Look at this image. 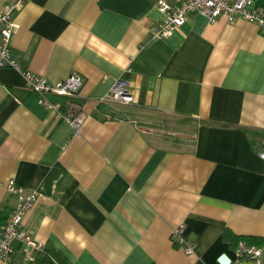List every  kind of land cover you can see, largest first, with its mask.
Segmentation results:
<instances>
[{
	"label": "crops",
	"instance_id": "1",
	"mask_svg": "<svg viewBox=\"0 0 264 264\" xmlns=\"http://www.w3.org/2000/svg\"><path fill=\"white\" fill-rule=\"evenodd\" d=\"M158 1L0 0L20 68L51 83L77 73L86 114L75 134L0 69V222L10 180L36 191L22 225L41 245L25 262L15 243L0 264H218L233 258L227 230L255 239L264 264V34L193 12L152 41ZM119 78L133 102L99 103Z\"/></svg>",
	"mask_w": 264,
	"mask_h": 264
},
{
	"label": "built area",
	"instance_id": "2",
	"mask_svg": "<svg viewBox=\"0 0 264 264\" xmlns=\"http://www.w3.org/2000/svg\"><path fill=\"white\" fill-rule=\"evenodd\" d=\"M157 7L163 18L149 30L148 36L152 41L173 36L185 23L187 15L193 12L204 15L209 23L215 22L218 18L225 19L228 24H234L237 20L254 23L264 34V8L257 7L253 0H182L176 7L170 6L164 0H159ZM13 8L7 5L0 12V69L10 68L19 71L25 87L37 95L38 104L49 110L61 112L74 133L79 134L86 119L82 105L77 101L83 86L82 78L77 73H72L64 80L51 83L45 77L20 68L10 51L12 38L18 29L12 16ZM50 97L64 99L65 109L61 110L59 104L49 100ZM132 102L129 83L122 78L115 80L108 94L99 99V103L123 106ZM257 155L264 160V140ZM6 190L16 197V204L10 215L0 222V259L6 263L14 252V244L19 243L24 261L28 262L32 252L39 250L41 245L23 229L22 224L25 215L37 201L38 194L36 191L20 187L13 180L7 183ZM180 242L183 243V240ZM193 247V244H188L184 248L185 253L192 254ZM244 261L261 264V248L248 244L246 241L238 242L233 251V258H229L228 264H242Z\"/></svg>",
	"mask_w": 264,
	"mask_h": 264
},
{
	"label": "trees",
	"instance_id": "3",
	"mask_svg": "<svg viewBox=\"0 0 264 264\" xmlns=\"http://www.w3.org/2000/svg\"><path fill=\"white\" fill-rule=\"evenodd\" d=\"M253 1L257 7L264 8V0H253ZM224 239L228 243L233 244L234 248L236 247L237 243L240 241H246L248 244H252V245L257 244L256 240L251 237H237V236H234L232 233H230L228 230L225 231L224 233ZM174 245L176 246V244Z\"/></svg>",
	"mask_w": 264,
	"mask_h": 264
},
{
	"label": "water",
	"instance_id": "4",
	"mask_svg": "<svg viewBox=\"0 0 264 264\" xmlns=\"http://www.w3.org/2000/svg\"><path fill=\"white\" fill-rule=\"evenodd\" d=\"M229 263V257L226 255H222L218 259V264H228Z\"/></svg>",
	"mask_w": 264,
	"mask_h": 264
},
{
	"label": "rangeland",
	"instance_id": "5",
	"mask_svg": "<svg viewBox=\"0 0 264 264\" xmlns=\"http://www.w3.org/2000/svg\"><path fill=\"white\" fill-rule=\"evenodd\" d=\"M171 138H179V137L174 135V136H171Z\"/></svg>",
	"mask_w": 264,
	"mask_h": 264
}]
</instances>
